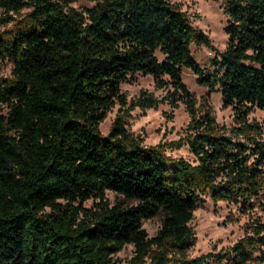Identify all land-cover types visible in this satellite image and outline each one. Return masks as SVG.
Listing matches in <instances>:
<instances>
[{"label":"trees","instance_id":"obj_1","mask_svg":"<svg viewBox=\"0 0 264 264\" xmlns=\"http://www.w3.org/2000/svg\"><path fill=\"white\" fill-rule=\"evenodd\" d=\"M73 1L0 0L8 17L31 8L0 33V62L11 65L0 78V264H115L125 245L128 264H264L259 218L234 244L189 257V224L205 198L264 214V129L248 118L264 110V0H218L223 51L172 0H93L83 11ZM193 46L215 51L209 69ZM183 68L220 92L233 127H219L207 103L197 107ZM135 75L164 97L141 91L128 103L120 86ZM165 102L190 118L176 142L143 146L121 115L107 135L99 130L116 105ZM183 146L193 160L166 152ZM106 192L132 204L110 205ZM158 214L149 238L143 221Z\"/></svg>","mask_w":264,"mask_h":264},{"label":"rangeland","instance_id":"obj_2","mask_svg":"<svg viewBox=\"0 0 264 264\" xmlns=\"http://www.w3.org/2000/svg\"><path fill=\"white\" fill-rule=\"evenodd\" d=\"M172 3L186 13L194 28L208 35L213 49L223 51L227 47L228 37L224 32L227 18L218 0H172ZM94 5L95 1L93 0H74L71 4L78 11H83ZM30 10V7H26L19 15L9 13L10 17H8L0 6V33L10 29L20 17L25 16ZM192 53L194 59L202 68L209 69V60L215 55L214 50L204 46H193ZM10 76L11 65L7 61L0 62V78ZM181 78L187 89L197 100V107L207 103L219 127L229 129L234 126L233 110L231 107L223 105L220 92L216 91L209 94L206 88L198 86L195 76L189 69H182ZM120 89L128 103L136 98L141 91H147L158 99H162L166 93L163 89H156L151 77L141 75L129 77L128 82L123 83ZM127 107L128 105L120 109L116 105L107 114L104 121L99 125L102 135H107L115 117L121 115L124 118L126 130L133 137H138L143 146H155L159 143L178 141L184 136L190 120L183 105L172 110L170 105L165 102L159 104L156 108L145 110L136 108L128 112ZM248 118L250 121L260 124L264 129V110L254 107ZM262 137L264 139V134ZM166 152L173 157L193 160L187 147L184 146L179 149L168 148ZM106 199L110 205L119 202L132 204L112 192H106ZM84 205L85 207H92L93 201L89 200ZM256 218L264 221V214L258 208L250 213H242L239 206L223 202L213 203L208 197L205 198L203 204L194 211L193 219L189 224L196 239L194 246L189 251V257H198L213 250L219 251L234 244L244 235L246 225ZM162 219L163 215L158 214L143 221V229L149 238L157 234ZM132 257L133 246L125 245L113 256V261L115 264H128Z\"/></svg>","mask_w":264,"mask_h":264}]
</instances>
